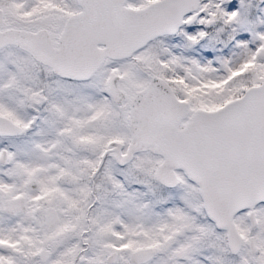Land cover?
<instances>
[{
	"label": "snow or ice",
	"instance_id": "6c2138e0",
	"mask_svg": "<svg viewBox=\"0 0 264 264\" xmlns=\"http://www.w3.org/2000/svg\"><path fill=\"white\" fill-rule=\"evenodd\" d=\"M0 264H264V0H0Z\"/></svg>",
	"mask_w": 264,
	"mask_h": 264
}]
</instances>
